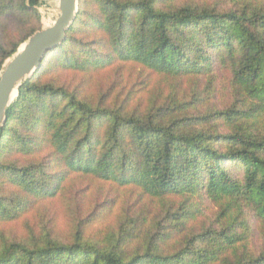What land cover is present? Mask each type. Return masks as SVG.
I'll return each instance as SVG.
<instances>
[{
	"label": "trees",
	"instance_id": "trees-1",
	"mask_svg": "<svg viewBox=\"0 0 264 264\" xmlns=\"http://www.w3.org/2000/svg\"><path fill=\"white\" fill-rule=\"evenodd\" d=\"M227 1L236 9L80 0L66 39L20 87L0 129V193H7L0 194V230L75 190L76 178L133 187L148 202L103 241H86L81 224L72 242L53 238L48 226L32 241H5L0 264H264V0ZM39 2L0 0V21L35 22L19 40L0 43V72L40 31ZM124 66L172 91L150 97L149 83L129 89L116 80L98 98L90 92L95 74ZM223 70L232 75L234 102L220 109L211 99ZM62 74L80 82L68 84ZM182 79L195 82L192 98L173 91ZM82 192L74 191L77 212ZM198 198L217 208L199 231L191 226L202 215ZM152 204L160 214L153 216ZM115 207L107 197L93 216ZM248 217L259 226V248Z\"/></svg>",
	"mask_w": 264,
	"mask_h": 264
},
{
	"label": "rangeland",
	"instance_id": "rangeland-1",
	"mask_svg": "<svg viewBox=\"0 0 264 264\" xmlns=\"http://www.w3.org/2000/svg\"><path fill=\"white\" fill-rule=\"evenodd\" d=\"M187 1V0H186ZM192 2L202 3L207 2L210 6L220 7L223 10L236 9L235 5L227 0H191ZM39 13H40V30L45 27L51 26L57 16L59 8V0H40L39 2ZM34 20H28L25 17H10L2 18L0 21V43L7 44V42H14L19 40L23 34L25 27L34 26ZM27 41V40H26ZM24 41L20 47L26 42ZM19 47V48H20ZM18 51V50H17ZM5 64V63H4ZM4 66V65H3ZM1 73V72H0ZM62 81H67L68 84H76L80 82V76L72 74H62ZM116 80L123 82L130 89L132 87H138L140 84L149 83L150 85V97L164 91L168 96L171 89V84H163L162 80L157 76H149L146 71L131 67H113L112 69L103 70L92 77L91 87L97 98L101 95L102 91H107L112 84H115ZM232 75L227 70L217 72L216 89L217 92L211 99L212 103L217 108H225L230 106L234 102L232 94L231 82ZM207 80H203L205 84ZM177 89L174 88V92L181 95V98H192L196 91V85L193 80L182 79L177 83ZM89 87V89L91 88ZM25 161H21L24 164ZM75 190H83L79 201H77V207L80 211L72 209V205L75 200L74 191L67 189L65 193L52 200L46 201L40 209H36L30 213L24 215L21 219L16 222L9 223L1 227L0 232V248L4 245L5 241L23 240L32 241L33 238H38L46 226L48 231L51 233L53 238L59 239L63 242H72L74 240L75 232L79 224L84 225V238L86 241L93 243L103 241L107 238V233L115 230L117 227V221L123 217L121 222H124L126 217L137 216L138 208L142 203H147V200H143L137 190L133 187L118 189L112 184H101L100 182L85 179L76 178ZM72 184V185H73ZM71 185V186H72ZM0 190H4L3 187ZM70 190V191H69ZM2 196L6 195L5 191L0 193ZM110 197L116 201V207L111 214L104 217L94 218V207L101 201ZM173 205L180 207L181 199L175 198L171 200ZM79 202V203H78ZM196 211H202V215L199 216V221H195L191 226H196L199 231L203 224L210 225V219L213 220L217 208L207 201L194 200ZM150 206V204H149ZM161 207L158 204H152L151 210L153 216L160 214ZM251 225L255 231L254 240L255 246L261 244V238L258 234V224L248 217ZM44 226V227H43ZM110 235V234H109ZM29 241V242H30Z\"/></svg>",
	"mask_w": 264,
	"mask_h": 264
},
{
	"label": "water",
	"instance_id": "water-1",
	"mask_svg": "<svg viewBox=\"0 0 264 264\" xmlns=\"http://www.w3.org/2000/svg\"><path fill=\"white\" fill-rule=\"evenodd\" d=\"M80 0H59L55 22L33 34L9 59L0 73V129L7 120L10 106L19 96L20 87L32 78L46 55L60 46L79 13Z\"/></svg>",
	"mask_w": 264,
	"mask_h": 264
}]
</instances>
